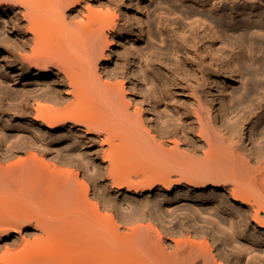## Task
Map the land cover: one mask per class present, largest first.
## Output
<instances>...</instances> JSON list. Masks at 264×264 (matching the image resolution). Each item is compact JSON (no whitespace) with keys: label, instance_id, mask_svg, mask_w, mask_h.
<instances>
[{"label":"bare ground","instance_id":"obj_1","mask_svg":"<svg viewBox=\"0 0 264 264\" xmlns=\"http://www.w3.org/2000/svg\"><path fill=\"white\" fill-rule=\"evenodd\" d=\"M161 1L0 0V264H264L223 250L264 248V0ZM173 193L229 226L169 227Z\"/></svg>","mask_w":264,"mask_h":264},{"label":"rangeland","instance_id":"obj_2","mask_svg":"<svg viewBox=\"0 0 264 264\" xmlns=\"http://www.w3.org/2000/svg\"><path fill=\"white\" fill-rule=\"evenodd\" d=\"M153 1H155V2H157L156 3V5H157V11H156V13L153 15L152 14V12H151V10H149V8H152L153 7ZM177 2V1H176ZM147 5V6H146ZM155 5V4H154ZM155 5V6H156ZM162 5H163V3H162V1L161 0H146V2H145V5H144V8H143V12H141L140 14H139V16H141L140 18L141 19H146L147 21H150V17H152L153 19H155V18H157L158 16H161V15H158V14H162L164 11L166 12V10L165 9H163L164 7H162ZM258 5V6H257ZM256 6V8H257V11H258V13L261 11V10H264V6H262V5H259V4H257ZM191 6H194V5H191ZM141 7H143L142 5H141ZM195 7V6H194ZM258 7H259V9H258ZM261 8V9H260ZM260 10V11H259ZM260 13H262V12H260ZM249 16H251V15H249ZM249 16H242L243 17V19H250V17ZM259 18V19H258ZM262 18V14L260 15V14H258L254 19H258V21L260 20ZM149 19V20H148ZM220 45V44H219ZM218 45V46H219ZM150 46H153V47H155V48H157V49H160L161 48V39H160V36H159V33L158 32H156L155 31V39H150V38H148V37H146L145 38V40H144V43L142 44V48H144V49H147L148 47H150ZM118 49H120L121 51H122V49H123V46H119L118 47ZM229 54H230V52H228ZM113 59H112V63H113ZM229 86V85H228ZM241 87V82H239L238 84H236V85H233V86H231V87H228V90H229V92H231V91H233V90H235V89H238V88H240ZM0 88L1 89H5V90H9V91H11V92H13V91H15L16 90V88H15V90H14V88L11 86V83L7 80V78L5 77V73H4V70L3 69H1L0 68ZM228 92V93H229ZM227 93V94H228ZM223 95V97H225V99H228V95ZM14 125H16L17 126V123H14ZM0 136H4V137H6L7 138V141L9 142L10 140H13V139H15L16 138V132L14 131V132H8V131H5L1 126H0ZM54 148H53V153H64V152H68L70 149H72V147H74V149H79L80 147L79 146H77V145H70L69 143H61V144H57V145H55V146H53ZM70 168V167H69ZM74 169V168H73ZM72 168L71 169H69V171L71 170V172L70 173H73V171L75 170H73ZM73 170V171H72ZM69 171L68 172H66V174L68 175V173H69ZM75 173H77L76 172V170H75ZM74 173V174H75ZM73 174V175H74ZM70 175V174H69ZM78 175H79V172H78ZM81 175H83L82 173H81ZM82 178V181L84 180V183L85 184H83V182L81 183V185L84 187V186H87L88 185V188H89V191H90V194H93L92 195V199H91V201H93L92 203H95V201H97L95 198H94V195H95V190H94V184H93V182L92 181H90V179H86L85 177H83V176H79V181H80V179ZM81 185H80V187H81ZM82 188V187H81ZM84 189V188H83ZM82 190V189H81ZM94 192V193H93ZM171 196V197H170ZM169 196V198L170 199H172V197H173V199L172 200H169V201H167V199H169V198H166V200L164 201V200H162V199H158L157 200V207H156V210L158 211L157 213L159 214L158 216L160 217V218H165V219H161V220H165V223L166 222H170V220H172L171 221V224L169 225V227L171 226L172 227V225H173V227L175 226V224H178V222L179 221H181V219H183V217H185V215L183 216L182 214L186 211V213H187V210H188V213H192L193 212V210H190L191 209V205L193 206L192 208L194 209V208H196V209H194V211L198 214L199 213V211H203V210H207L208 212H206V211H203V212H201V213H199L198 215H194L195 216V218L194 219H196V221H197V223H199L198 224V227L197 228H205V227H209V228H214L215 229V232H216V235L217 236H220V235H222V229H221V224L223 225V227H228L229 226V224H230V221H229V218L227 217V215H225L224 213H222V212H219V211H217V210H214L213 208H210L211 206L209 205L208 206V208H207V206H203V205H197V204H195V203H193L192 202V200H187L186 198H179V199H176L175 198V195H174V193L172 194V195H170ZM174 198H175V200H174ZM95 199V200H94ZM151 199H153V197L151 198ZM150 198H149V200H151ZM142 199H140V202H143L144 200H142ZM162 200V201H161ZM184 201V202H183ZM189 204H188V203ZM190 205V206H189ZM195 205H197V207L195 206ZM179 206H181V208L179 207ZM182 206H183V208H185L184 210H183V208H182ZM178 207V208H177ZM188 207V208H187ZM203 207V208H202ZM190 208V209H189ZM198 208H199V211H198ZM205 208V209H204ZM184 211H182V210ZM211 209H213V210H211ZM179 210L180 211H182V214L179 212ZM190 210V211H189ZM192 211V212H191ZM198 211V212H197ZM108 212V211H107ZM103 213V215H105L104 216V219L105 220H107L106 219V215H108V216H112L114 219H115V221H117L116 219H117V217H115V216H117L116 214H114V213H112V212H110V214H108V213H105V212H102ZM179 213V214H178ZM107 216V217H108ZM181 216H182V218H181ZM197 216V217H196ZM211 217H213V219L211 218ZM77 217H75V216H73V215H71L70 217H68V222L69 223H73L74 225L75 224H77L78 223V221H77V219H76ZM113 218H112V220H111V222L112 221H114L113 220ZM168 218V219H167ZM178 218H179V221H177L178 220ZM75 219V220H74ZM108 219H110V217H108ZM166 219H167V221H166ZM209 219V220H208ZM215 219V220H214ZM72 220H74V221H72ZM105 220H103L104 222H105ZM205 220V221H204ZM211 220V221H210ZM213 220L214 221H217L218 222V225H217V223H215V222H213ZM77 222V223H76ZM219 222H220V224H219ZM144 224H147L146 222H143ZM206 223V224H205ZM201 224H202V227H201ZM205 225H207V226H205ZM159 227H160V225H158ZM219 226V227H218ZM161 227H163V225L161 226ZM160 227V228H161ZM207 227V228H208ZM159 228V229H160ZM126 229L124 228V231H125ZM161 230V229H160ZM28 233L27 235L30 237H28L27 235H26V232ZM30 231H31V233H33V231H32V229H30V230H24V232H22V234H21V236L23 235L24 237H28V238H26V239H29V240H32L31 238H33L32 237V234H30ZM122 232H123V230H122ZM125 232H127V231H125ZM65 234V233H64ZM65 236V235H64ZM18 238H20L19 236H17ZM62 238H63V236H61ZM60 237V238H61ZM20 240H22V239H20ZM4 242H2V244H0V246H2L3 247V245L5 244H3ZM245 242H244V240L243 239H240V238H233V241H232V244H229L228 246L227 245H225V246H223V250L226 252V254H229V255H231V256H235L234 254H235V249H236V247H239L242 251H243V253H244V256H245V260H247L248 259V257L251 255V254H257V255H260V256H264V248L262 247V246H256V245H253V244H248L247 245V247H246V243L244 244ZM15 247V248H14ZM11 249H14V251H18L20 248H19V246H13ZM5 250V249H4ZM4 250L2 249L1 251H0V253H3L4 252ZM251 251H252V253H251Z\"/></svg>","mask_w":264,"mask_h":264}]
</instances>
